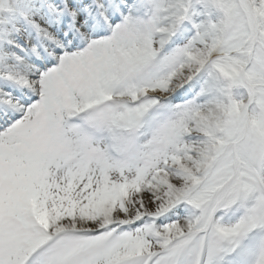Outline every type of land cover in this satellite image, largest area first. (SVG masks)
<instances>
[{
	"label": "snow or ice",
	"instance_id": "1",
	"mask_svg": "<svg viewBox=\"0 0 264 264\" xmlns=\"http://www.w3.org/2000/svg\"><path fill=\"white\" fill-rule=\"evenodd\" d=\"M0 264H264V0H0Z\"/></svg>",
	"mask_w": 264,
	"mask_h": 264
}]
</instances>
